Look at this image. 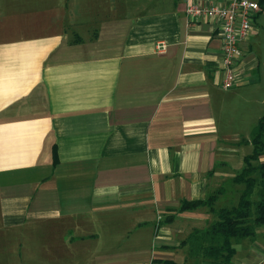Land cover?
Instances as JSON below:
<instances>
[{"label":"crops","instance_id":"1","mask_svg":"<svg viewBox=\"0 0 264 264\" xmlns=\"http://www.w3.org/2000/svg\"><path fill=\"white\" fill-rule=\"evenodd\" d=\"M259 2L226 90L220 22L183 0H0V244L31 258L0 264L184 263L213 215L175 209L253 150ZM263 227L231 264H264Z\"/></svg>","mask_w":264,"mask_h":264},{"label":"trees","instance_id":"2","mask_svg":"<svg viewBox=\"0 0 264 264\" xmlns=\"http://www.w3.org/2000/svg\"><path fill=\"white\" fill-rule=\"evenodd\" d=\"M247 142L252 144L253 150L245 155L243 168L232 172V189L220 182L217 189L204 198L183 200L175 209L183 212L205 208L213 215L205 226L193 228L179 243L185 248L184 263L154 258L149 264H201L204 261L231 264L237 252L236 244L258 236L259 228L264 226V113L249 140H244Z\"/></svg>","mask_w":264,"mask_h":264},{"label":"built area","instance_id":"3","mask_svg":"<svg viewBox=\"0 0 264 264\" xmlns=\"http://www.w3.org/2000/svg\"><path fill=\"white\" fill-rule=\"evenodd\" d=\"M183 3L189 21L219 20L225 71L222 87L231 89L238 81L236 63L241 55L239 43L255 27V18L261 10L259 0H183Z\"/></svg>","mask_w":264,"mask_h":264},{"label":"rangeland","instance_id":"4","mask_svg":"<svg viewBox=\"0 0 264 264\" xmlns=\"http://www.w3.org/2000/svg\"><path fill=\"white\" fill-rule=\"evenodd\" d=\"M146 1L147 0H145V2ZM259 113H261L260 115H263L264 109L260 110ZM251 152H252V147H249L248 148L246 146H243V156H242L241 162H239V163L237 162V164L234 166V168H232L235 173H237L238 171L241 170V168H243V166H244V157H245V155H247V154H249ZM224 168H226L228 172H226L227 174L222 179L221 184L222 183L223 184H226L227 187L230 186V188L232 189V184H233L232 183V177H233L232 172L233 171L230 170V168H227V167H224ZM214 189H217V188H214ZM228 196H231V195L228 193L227 194V197ZM235 197H236V195H235ZM238 197H239V195H238ZM227 200H229V197L227 198ZM237 200H238V198H236L235 201H237ZM2 240L4 242H2L0 244V263H6V262H9V260H24L23 259L24 257H25L26 260L31 259V258H28L25 253H23L22 256H21L19 250H16V252H12L11 251L14 248L13 246H16V245L13 244V243L10 244L9 242H5L6 240H10V237H4V238H2ZM40 255H41V253L40 254L39 253H36L35 254L36 260L39 261ZM130 256H131L130 257V260H132V258L134 257V255L133 254H130ZM176 261L179 262V260H176Z\"/></svg>","mask_w":264,"mask_h":264}]
</instances>
